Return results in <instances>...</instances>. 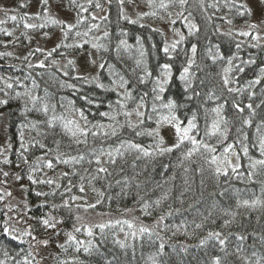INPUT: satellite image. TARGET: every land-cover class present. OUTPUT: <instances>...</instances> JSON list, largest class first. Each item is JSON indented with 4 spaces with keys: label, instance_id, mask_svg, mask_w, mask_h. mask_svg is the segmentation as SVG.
Returning a JSON list of instances; mask_svg holds the SVG:
<instances>
[{
    "label": "trees",
    "instance_id": "16d2710c",
    "mask_svg": "<svg viewBox=\"0 0 264 264\" xmlns=\"http://www.w3.org/2000/svg\"><path fill=\"white\" fill-rule=\"evenodd\" d=\"M21 2L27 3L28 7L20 9ZM94 3L95 0H93V6L89 7L87 0H77V4H82L89 9L88 12L82 13L87 19L77 30L87 31L88 26L93 23L98 24L99 28L93 29L88 37L77 38L73 32L66 43L82 42L84 39H88L104 44L108 51L92 49L91 44H86L78 50L61 47L46 61V64H51L52 60H56L58 65L45 69H29L27 65L29 61L36 64L43 60L48 51L62 42L60 26L49 24L43 29H25L23 22H13L7 18L5 11H0V20L6 21L4 24H0V28L13 32L12 36L0 32V53L4 54L0 55V77L3 78L0 79V88H5V82L13 84L12 89L5 88L7 96L0 92V99L9 100L8 105L0 106V113L5 114L4 118L0 119V149H3V152L0 153V170H2L0 171V195L8 191L12 193V196L5 195V199L0 201V225L6 218L3 213L8 211V205L19 204V208L8 213L10 216L19 218L25 211L22 202L26 201L28 209H30L28 215L33 217V219L27 220V224L33 225L39 239L51 236L49 246L47 248L40 246L39 248L37 259L40 260V264H58V259L71 260L73 256L77 255L80 260L84 261V264H152L150 257H153L157 264H211L213 256H220L224 264H246V260L241 257L252 261L257 257H264V239H262L264 238V209H246L236 206L237 199H252L254 195L259 196L261 193L258 181L264 179V177L257 176L253 178L257 182L247 181L248 160L244 157L242 146L238 142L246 134L248 140L245 143L249 146V155L255 159L261 158L258 148L253 145L257 142L256 127L264 121V104H261V101L264 100V79L252 88L248 87V82L256 79L260 75V68L264 67V36L260 35L262 39L259 42V47H252L251 45L256 41L252 40L251 36H239L236 34L237 31L229 28L247 26L245 19L250 22L253 16L250 18L236 17L234 11H229L226 6V0H203V6L201 0H188L183 10L176 5L169 7L167 11L158 7L159 0H157L156 7H149L147 0H125L124 15L139 21L136 24H131L122 18L119 0H99L102 5L101 9L95 8ZM212 4H216L217 7H209ZM51 5L52 16L65 23L74 24L76 22L78 8L73 7L70 0H51ZM0 9L10 10L9 15L16 14V10H19L20 14L27 12L29 15H35L40 11L39 0H0ZM152 11H156L157 15L141 16L143 13ZM181 11H183V17L177 15ZM168 13H171V16ZM92 15L97 16V19L92 20ZM161 16L164 19H160ZM101 17H107V19H100ZM184 17H187V20ZM225 18L232 19L233 23L231 25L226 23ZM172 20L176 21L175 24L172 23ZM28 22L41 23L42 21L30 20ZM188 22L195 23L199 28V31L194 35L189 36L188 34L186 27ZM105 31L109 33L106 38H104ZM229 31L233 35H224ZM45 32L48 33L47 36L44 35ZM177 33L183 34L185 39L177 46L176 52L172 53L174 58L170 60L163 52V47L165 43L171 45L179 40L180 36ZM37 35L44 36L42 41L45 42V45L38 44ZM52 37L53 39H51ZM96 37L101 39L96 41L94 39ZM122 39L126 40L131 47L128 50L121 47L118 55L117 45ZM237 43L241 44L239 49L236 48ZM192 44L197 45L195 64L191 69L195 75L192 89L185 94L183 82L179 80V73L186 66L187 59L191 57ZM216 45H219V50L225 59H216L214 62L212 56L216 54ZM141 46L145 53L144 63L153 72V77L144 84H140L138 81V77L143 74L141 71L143 65L138 68L135 63L137 59H140ZM37 47L44 49V53L37 52L29 57V61H25L23 57L29 52H34ZM209 49H211V53ZM91 52L94 53L98 64L105 63V68L100 69L98 66L96 73L93 74L95 76L99 74V82L105 85L104 89L97 88L95 82L72 78L79 74L87 77L88 81H92V77L87 75L92 72L84 70L82 72L76 60V57L83 56L86 62H89V53ZM7 53H12V55H7ZM230 56L236 58L233 61L234 70L229 73L234 82L229 87L240 88L243 90L242 93H229L223 88V69L228 66L226 58ZM68 59L76 60V71L64 68ZM249 60H254L255 63H244ZM163 63H171L173 66V80L168 91L164 94L165 99L172 98L183 105L179 109L178 115L185 120V123L186 118H190L193 111L197 113L199 129L197 139H202L216 147V155L219 156L222 153L226 144H234L235 150L241 155L242 168L240 171L245 173L243 179L237 178L230 170L228 176L221 175L217 178L214 171L202 159V153L207 155L203 149L193 155L191 160H182L181 153L191 147L187 142L180 149L162 156L144 157L140 155V158L137 159L136 151H125L123 148L121 151L124 152V155L122 157L117 155L114 150L119 147L121 141L131 140L148 148L149 151L154 150L155 144L151 137L136 136L135 132L126 126L125 117L122 114L117 118L121 124H125V127L118 129L116 136H104L105 131H111L108 128L92 129L97 131L98 135L93 137L89 134L87 144H75L59 126L54 130H48L49 134L46 138L36 137V139H43L48 148L52 149L45 159H52L55 167L53 169L43 168L33 175L38 179H53L61 184V187L55 189V185H33L27 179L30 166L34 167L36 157L43 155L46 150L30 147L29 151L25 153L28 157V164H24L19 158L18 154L21 151L19 132L21 125L27 121L22 115L23 98H13L15 92L22 93L23 86L31 88V79H35L39 87L33 90V94L45 97L50 103L56 104L57 115L64 111L60 108V104L63 103L67 106L68 101L71 100L74 101L75 108L82 110L87 116L90 122L89 128L96 123L108 125L114 122L101 116L100 113L119 111L116 102L118 99L122 100V95L118 96L117 93L123 91L117 85H113L112 80L119 81V76H123L125 80L129 81L128 87L136 99L126 102L127 110L133 109L139 101V97L144 92H148L146 102L149 107L147 110L151 111L152 81L159 72L158 66ZM108 65H112L111 72L117 73V75L110 74ZM236 66L243 67L244 72L235 71ZM63 71H69L70 75L65 77ZM29 73L31 78L26 79ZM17 78L19 84H17ZM63 81L75 84L76 88L66 86L62 88L60 84ZM113 88H116V91H112ZM197 92L200 93L199 96L195 95ZM210 92L219 99L207 100ZM250 93H255L251 100H249ZM186 95H191L192 99L188 100ZM85 97L92 100L93 103L89 104ZM233 100L241 103V106L252 103L254 108L257 104H261V107L255 109L256 115L251 117L253 122L250 127L242 123L244 118L249 117V111L245 109L244 113H238L232 107ZM110 104L112 108H109ZM217 104H225L223 115L229 121L228 139L223 144L218 142L217 137L205 136L206 117L201 105L210 110ZM28 118L44 119V116L34 112L29 113ZM74 118L79 119L78 115ZM131 119L135 122L137 118L133 114ZM210 122L211 114L207 118V124L210 125ZM80 124L84 126V121H80ZM144 127L154 128V120L147 122ZM237 129L240 131L238 132ZM168 130H172V136L168 134ZM24 132L26 143L35 136V132L29 129H24ZM160 132L165 139V146L175 142L174 129L170 126H163ZM55 140L60 141L59 153H63L64 158L83 154L85 161L74 166L56 163L55 156L58 152ZM9 143L12 145L10 149L7 147ZM101 149L105 153L101 156L102 166L107 167L111 175L95 172L98 166L94 162L92 151L95 150L96 154H99ZM109 151H113L116 158L115 164L107 163ZM5 158L10 163H3ZM88 159H93L91 165L87 163ZM233 163H235L234 158ZM73 168L88 178L93 175L97 176V179L92 180L91 184L88 183V179L84 181V193H81L78 188L79 176L71 175ZM85 168L89 170L88 173L84 172ZM201 168L203 171L200 170ZM3 172L9 173L7 178L3 176ZM63 172H68L70 175L62 177ZM17 174L22 177L19 181L15 179ZM69 180L73 185H76L70 193L64 192ZM118 181L119 183H117ZM22 185L27 191L22 189ZM93 187L104 193L102 202L97 204L95 209H88V211L77 208L76 205H82L85 202L96 203V200L100 199L97 192L92 190ZM53 190L56 191L55 196L38 197L35 195L37 191L52 192ZM61 192H64L63 196L60 195ZM72 195L83 196L85 199L70 201L71 210L63 207L56 210L51 208L53 203L61 205L64 199H69ZM157 199L161 200L159 206L155 204ZM145 202L149 204L150 215H145L142 210ZM126 209H131V211H126ZM225 212L236 213V215L233 217L230 214L226 215ZM49 213L57 219H63V223L57 225L56 230L45 232L37 223L36 218ZM77 216L82 219L77 221ZM161 216H164L163 221H160ZM117 220L133 221L137 229L141 225L146 226L153 230L154 235L151 240L147 235L142 239L139 237L133 239L131 236L126 239L125 233L129 232L127 225H117L106 228L103 236L98 228L94 229L95 236L92 239L96 248L93 249L92 255L85 254L83 250L80 253H75L72 248L64 252L57 246L65 242L67 239L65 234L73 231V225H94L109 221L114 223ZM225 220H229L231 223L225 226ZM27 224L23 222L15 224L13 221V226L17 229L27 227ZM197 224H201L202 227L197 228ZM121 227H123V231H121ZM53 231H58L59 236L52 235ZM210 231L221 232L222 238L226 237L224 251H221L220 245L214 239L209 240L204 246H200V241L207 237ZM156 233L163 238L165 244L163 254H159L161 240L157 238ZM74 234L80 240L89 239L83 229L80 233ZM241 235L246 237L242 241L239 239ZM24 239L30 238L25 237ZM116 241H123L127 246L121 248ZM0 246L7 248L12 256H15L21 248L25 250L22 255L28 250L27 243L21 244L20 241H12L2 232H0ZM238 247L242 249L240 253L236 251ZM253 253H256V256H253ZM0 259H4L2 252H0Z\"/></svg>",
    "mask_w": 264,
    "mask_h": 264
},
{
    "label": "snow or ice",
    "instance_id": "6c2138e0",
    "mask_svg": "<svg viewBox=\"0 0 264 264\" xmlns=\"http://www.w3.org/2000/svg\"><path fill=\"white\" fill-rule=\"evenodd\" d=\"M88 6H93V0H87ZM125 0H119V3L121 5V16L123 19L128 20L131 24H136L139 21L138 20H132L128 16L124 15L123 5ZM188 0H159L158 7L160 9H164L167 11V9L171 6L178 5L182 10L184 9V6L187 4ZM252 0H226V6H228L229 11H234L235 16L238 18H250L253 16V7L251 6ZM257 2L261 5V14L264 15V0H257ZM70 3L73 7L78 8L76 22L73 23H65L62 20H59L51 15L50 9H51V0H39V7L40 11L37 12L35 15H29L27 12H24L23 14L19 13V10H16V14L9 15L10 10L6 9H0V11H5V15L8 19H10L13 22H23V27L25 29H43L47 27L49 24L51 25H58L61 28L63 40L60 44L56 45L55 48L48 51L45 55V58L43 60H40L36 64H32L29 61V57L33 56L35 53H44V49L37 47L34 52H29L27 55L23 57L25 61L28 62V68H39V69H45L50 68L52 66L58 65V61L52 60L51 64H46V61L52 57L53 53L57 51L59 48L64 49H81L86 44H91V48L99 51L100 49H103L104 51H108L107 47L98 42H92L88 39H84L82 42L74 41L73 43H66V41L69 40L70 35L73 34L75 37H88L89 33L92 32L93 29L99 28L98 24H90L88 26L87 31L81 32L77 30L81 25H83L87 19V17L83 16L82 13L88 12V8L84 7L82 4H77V0H70ZM147 3L149 7H156L157 6V0H147ZM201 4L203 6V0H201ZM28 7V4L25 2H21L19 5L20 9H25ZM94 7L97 9H101L102 5L99 3V0H95ZM209 7H217L216 4L209 5ZM157 12L152 11L148 13H143L141 16H156ZM169 16H171V13H168ZM179 17H183V11L177 13ZM191 15V13H189ZM92 20H96L97 16L92 15ZM100 19H107V17H101ZM160 19H164L163 16L160 17ZM185 20H187V17H184ZM226 19V23L232 24V19ZM30 20H39L42 21L41 23H29ZM6 21L0 20V24H4ZM175 20H172V23L175 24ZM245 23L247 25L248 31H239L236 33L239 36L249 37L251 36L252 40L256 41L255 44L251 45L252 47H259L260 46V40L262 37L260 36V30L264 28V20H260L259 22H249L247 19H245ZM143 27V25H141ZM186 27L188 28V34L189 36L194 35L196 32L199 31L198 26L195 23L188 22L186 24ZM158 31V30H155ZM219 31V29H217ZM0 32H4L5 35L12 36L13 32L8 31L6 29L0 28ZM255 33V34H253ZM180 36V39L173 42L171 45L165 43L163 47V52L166 56L171 60L174 57L172 56V53L176 52L177 46L185 39L183 34L177 33ZM45 36L48 35L47 32L44 33ZM224 35L231 36L233 33L229 31L228 33H224ZM109 33L107 31L104 32V38L108 37ZM30 39V38H29ZM96 41H99L101 38L96 37L94 38ZM139 42V40H138ZM123 47L125 50H128L131 46L128 45L126 40H120L119 44L117 45V54L119 55L120 48ZM216 54L212 56L213 61L215 62L216 59H225L224 55L219 50V45H216ZM241 47L240 43L236 44V48L239 49ZM209 52L211 53V49H209ZM197 53V45L192 44L191 45V57L187 59L186 66L182 68V70L179 73V80L183 82V90L184 93L187 94L193 87V79H194V73L191 72V69L193 65L195 64V57ZM0 55H4L3 53H0ZM7 55H12V53H7ZM63 55V54H62ZM140 59L136 60V66L141 68V71L143 72L142 75L138 77V81L140 84H144L149 78L153 77V72L149 70L147 65L144 63L143 57L145 55L143 47L141 46V49L139 51ZM89 56L91 57V53H89ZM236 57L230 56L227 57V67L223 69L224 75L222 77V84L223 88L227 90L229 93H242V89L240 88H234L229 87L231 83L234 81L230 78L229 73H231L233 69V61ZM91 64L95 65L96 61L94 59H90L89 61ZM244 63L252 64L255 63L254 60L245 61ZM65 69H70L71 71L77 70L76 60L74 59H68L67 63L64 65ZM99 68L103 69L105 68V63H100ZM108 68L110 70V74L115 76L117 73L111 72L112 65H108ZM159 72L155 76L154 80L152 81V102L150 105L151 111H148L149 105L146 102V98L148 97L149 93L144 92L140 97L139 101L135 104V107L131 110H127V101H134L136 97L133 95V92L129 89V81L125 80L123 76H119V81L113 79L112 84L117 85L119 89H122V93L118 92V96L122 95V100H117V106L119 108V111L117 112H101L100 115L103 117H107L110 121L114 123H110L108 125L96 123L92 124L91 128L88 127V124L90 123L88 121L87 116L85 113L75 108L74 101H68V105L65 106L63 103L60 104V108L64 111L60 114H56L57 105L54 103H50L48 99L45 97H41L39 95H34L33 90L38 88L39 85L37 84V81L35 79H31V88H28L27 86L24 87V91L21 93L19 91L15 92V96L13 98L15 99H21L23 98V112L22 115L24 116V119L27 121L26 123L21 125V130L19 132V148L21 151H19V158L23 161L24 164H28V157L25 155L26 152L29 151V148H39L41 150H46L43 155L36 157V164L34 167L30 166L29 173L27 175V179L33 184H47V185H55V189H59L61 187V184L57 183L53 179H38L36 178L33 173L36 171L42 170L43 168L53 169L55 167L52 159H45V156L49 152L52 151L51 148H48V146L43 142V139H36V137H44L46 138L49 134L48 130H54L57 126H59L62 131L70 137V139L77 145L79 144H87V137L89 134H91L93 137H96L98 135L97 131H93L92 129H104L108 128L111 131H105L103 133L104 136H116L118 129H122L126 126L129 129H132L135 132L136 136H148L153 138L155 141L154 144V150L149 151L148 148H145L143 145L139 143H135L131 140L128 141H121L119 147H117L114 151L117 155L123 156L124 152L121 151V149H125V151L134 150L138 153L137 159L140 158V155L144 157H152L156 155H164L166 153H172L174 150L180 149L182 145H184L186 142L191 145L190 148H188L186 151L181 153L182 160H191L193 155L200 152L201 149L204 150L207 155H202V159L204 162L208 165L210 169L214 171V174L217 178L219 176H228L229 170L231 173L235 174L237 178L243 179L245 177V173L241 172L240 169L242 168L241 164V155L239 152L235 150V146L232 143L226 144V146L223 147L222 153L218 156L215 153L217 152V148L204 142L202 139H197V134L199 132L198 125H197V113L195 111L192 112V115L190 118H186V123L184 119H181V117L178 115V111L183 105L177 102V100L168 98L165 99L164 94L168 91V88L170 86L171 81L173 80V66L171 63H163L158 66ZM244 68L241 66H236L235 71L244 72ZM135 71V69H133ZM39 74V73H38ZM63 75L65 77H68L70 75L69 71H63ZM31 78V74L29 73V76L26 77V79ZM76 80H85L86 82H95V85L97 88L104 89L105 85L101 82H99V74H97L95 77L92 78V81H88L87 77H84L82 75H76L72 77ZM0 79H3L0 77ZM11 79V78H9ZM264 79V67L260 68V75L257 76L256 79L251 80L248 82V87L252 88L255 85H258L261 83V80ZM203 83V82H202ZM17 84H19V79L17 78ZM60 86L68 87V88H76V85L73 83H68L67 81L61 82ZM5 88L12 89L13 84L5 82ZM5 88H0V92H3L5 96L8 95V93L5 91ZM112 91H116V88L111 89ZM45 92H47V89H45ZM196 96H199L200 93H195ZM255 93H250L249 100H251L252 96H254ZM186 98L188 100L192 99L191 95H186ZM213 98L219 99V97H216L214 93H209L207 96V100H212ZM63 99V98H61ZM85 99H88L85 97ZM9 100L8 99H0V106L8 105ZM88 103H93L92 100L88 99ZM227 103V101H225ZM29 104L31 105L29 107ZM261 104H264V100L261 101ZM261 104H257L255 108L253 107L252 103H247L244 106H241V103L233 100L232 101V107L238 112V113H244L245 109L249 111V117L244 118L242 120V123L247 126L252 125V116L256 115V108L261 107ZM201 107L204 110L205 117H206V130H205V136L208 137H217L218 142L223 144L224 141L228 139V123L229 121L227 118L223 115L225 104H217L212 109H208L201 105ZM109 108H112V105H109ZM41 113L44 116V119H29V113ZM51 112V115L49 113ZM123 115L125 117V124H121L118 120L119 115ZM135 115L137 118L135 122L131 119V117ZM211 114V122L210 125L207 124V118ZM4 113H0V119L4 118ZM76 115H78L79 119L74 118ZM155 123L154 128H148L144 127V125L147 122L153 121ZM80 121H84V126H81ZM163 126H170L172 129H174L175 133V142L171 145L165 146V139L161 135L160 129ZM264 121L261 122V125H257L256 127V134H257V142L253 145L254 147H257L260 153L259 159H255L252 156L249 155V146L245 141L248 140V136L246 134L243 135V139L238 141L242 148V152L244 157L247 158L248 164L247 168L248 171L246 173L247 181L248 182H257L253 178L260 176L264 177ZM24 129H29L30 131L35 132V136L29 141L25 142V132ZM139 129V130H137ZM239 132L240 129H237ZM195 133V134H194ZM56 145V150L58 154L55 156L56 163L64 164V165H76L81 164L85 161V156L83 154L79 156H68L67 158H64L63 153H59L60 148V141L55 140L54 141ZM7 147L10 149L12 145L9 143ZM3 152V149H0V153ZM92 155L94 157V162L98 166L95 169V172L97 174L99 173H106L108 175H111L107 167L102 166L101 156L105 155L104 150L101 149L99 154H96V151H92ZM107 156L109 157V160L107 163L115 164L116 158L113 155V151H109L107 153ZM233 158L235 159V163H233ZM3 163L8 164L10 161L5 158ZM88 164L93 163V159L87 160ZM19 166V165H17ZM203 171V169H200ZM2 171V170H0ZM88 169L85 168L84 172L88 173ZM185 171L187 172L188 169L186 168ZM9 175L8 172H3V176L7 178ZM70 173L63 172L61 174L62 177H68ZM73 176H79V191L81 193L85 192V185L84 181L88 179V183L91 184L92 180L97 179V176L93 175L90 178L86 177L85 175H82L78 173L75 168H73V171L71 173ZM174 178V177H173ZM15 179L17 181L21 180L22 177L17 174L15 176ZM6 183V181H4ZM260 195L255 196L252 199H237L236 206L237 208L243 207L246 209H255V208H262L264 209V179H260ZM119 183V181L117 182ZM187 183V181H185ZM76 185H73L71 180L68 182V186L65 187L64 192L70 193L72 191V188ZM24 191H27V189L22 185L21 186ZM94 192H97L100 199L96 200V203H87L85 202L82 205H76L77 208H83L84 211H88V209H95L97 204H100L102 202V198L104 196V193L95 187L92 188ZM64 192H61L60 195L63 196ZM6 196H12L11 191L6 192L3 195H0V201H3ZM36 196L40 197H47V196H55L56 191L53 190L52 192H42L37 191L35 193ZM167 198L166 196L164 197ZM85 198L83 196H76L72 195L69 199H64L63 203L61 205L52 204L51 208L53 210H56L60 207L67 208L71 210L72 205L70 204V201L75 202L77 200H84ZM24 204V214L19 216V218H16L14 216H10L8 213L14 211L15 209L19 208V204L12 206L8 205V211L4 212V216L6 217L3 221V224L0 225V232L4 234V236L9 237L12 241H20L21 244L27 243L28 244V250L25 254L22 255V253L25 252L23 248L20 249L19 252L16 253L15 256L10 255L7 248L0 246V252L3 253L4 259H0V264H9V262H12V264H40V260L37 259V256L39 255V248L40 246H43L44 248H47L49 244L51 243V236L44 239H39L37 235L35 234L36 229L31 224H27V220L33 219L32 216L28 215V209L27 202L23 201ZM161 203L160 199H157L155 201V204L159 206ZM43 206V205H41ZM149 204L145 202L143 204V211L145 215H150L151 213L148 212ZM126 211H131V209H126ZM170 214V213H169ZM226 215H232L235 217L236 213H229L225 212ZM27 217V219H25ZM37 223L44 229L45 232H48V230H56L57 225L63 223V219H57L55 216L49 214H46L45 216L36 218ZM82 218L80 216L76 217L77 221H80ZM164 220V216L160 217V221ZM13 221L15 224H20L23 222L24 224H27V227L17 229L15 226H13ZM159 223V222H158ZM225 226L229 225L231 221L225 220ZM117 225H127V228L129 229V232L125 233L126 239L128 236H131L133 239L136 238H143L145 235L148 236L149 240H151L152 236L154 235L153 230L141 225L138 229L136 228V225L133 223V221L130 220H117L114 223L112 221H109L107 223H99V224H81L80 226L73 225V231L66 233L67 239L64 243L58 244L57 246L62 249L64 252H67L69 248H72L75 253H80L81 250L85 254L92 255L93 249L96 248V245L93 242L95 231L94 229L98 228L100 230L101 235L103 236L104 231L106 228L115 227ZM197 228L202 227L201 224L196 225ZM83 229L84 234L89 237L88 240H80L77 238V236L74 233H80ZM121 231H123V227H121ZM58 231H53L52 235L59 236ZM158 239L161 240V243L159 244V254H163L165 244L163 242V238L159 236L158 233L155 234ZM221 232H208L207 237L202 239L200 241V246H204L208 243L209 240H215L220 245L221 251H224L225 245H226V237L222 238ZM28 237L30 239L25 240L24 238ZM246 237L239 236V239L242 241ZM264 239V238H262ZM120 245L121 248H125L127 245L123 241H116ZM186 251V249H184ZM237 253H240L242 249L239 247L237 248ZM227 255V253H226ZM253 256H256V253L252 254ZM152 264H157V261L153 258ZM241 259L246 260V264H264V257H257L254 261L248 260L245 257H241ZM58 264H84L83 260L79 259V256H73L71 260H59ZM211 264H224L220 256H213L211 259Z\"/></svg>",
    "mask_w": 264,
    "mask_h": 264
},
{
    "label": "rangeland",
    "instance_id": "374dc122",
    "mask_svg": "<svg viewBox=\"0 0 264 264\" xmlns=\"http://www.w3.org/2000/svg\"><path fill=\"white\" fill-rule=\"evenodd\" d=\"M251 6L253 7L254 14H253V17L251 18L250 22H259L260 20H264V15L261 14V5L257 2V0H252ZM229 28H233V30L237 31V32H239V31H248L249 30L247 28V26H232V27H229ZM260 35L264 36V28H262L260 30ZM36 37L39 40L38 44L43 43V45H45V42L42 41L44 36L40 37L39 35H37ZM51 39H53V37ZM91 55L92 56L89 58V61H90V59H94L96 61V57L94 56L93 52H91ZM76 60L78 62L79 67L81 68L82 72H83V70L84 71H90V72H92V74H87V75H89L92 78L95 76L93 74L96 73L97 68L99 66V64L97 62H96L95 65H93L90 62H86V60H85V58L83 56L76 57ZM78 73H79V71H78ZM168 134L170 136H172V130H168Z\"/></svg>",
    "mask_w": 264,
    "mask_h": 264
}]
</instances>
